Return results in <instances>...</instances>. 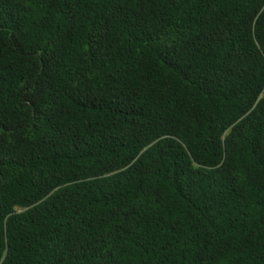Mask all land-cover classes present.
<instances>
[{"label": "trees", "instance_id": "trees-1", "mask_svg": "<svg viewBox=\"0 0 264 264\" xmlns=\"http://www.w3.org/2000/svg\"><path fill=\"white\" fill-rule=\"evenodd\" d=\"M0 264H264V0H0Z\"/></svg>", "mask_w": 264, "mask_h": 264}]
</instances>
